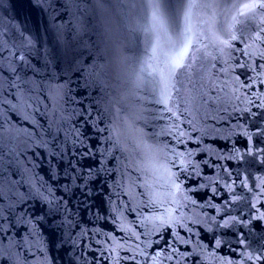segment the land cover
Listing matches in <instances>:
<instances>
[{
	"label": "water",
	"instance_id": "obj_1",
	"mask_svg": "<svg viewBox=\"0 0 264 264\" xmlns=\"http://www.w3.org/2000/svg\"><path fill=\"white\" fill-rule=\"evenodd\" d=\"M245 2L220 0L217 28L227 27L229 9ZM183 7L184 0H160L159 27L153 0H0L4 39L19 43L22 33L35 41L31 49L2 53L17 60L24 54L36 70L17 65L39 85L31 93L35 118L46 128L57 103L66 118L54 158L52 147L17 140L22 155L11 179H30L41 194L20 183L22 202L9 209L8 199L0 200V264H154L161 249V264H264V43L246 47L259 18L237 26L239 39L223 52L207 32L201 37L211 53L205 79L197 81L202 97L176 121L157 103L171 45L163 38L155 53L153 45L182 26ZM3 76L13 78L7 70ZM14 92L0 95L15 102ZM173 96L169 107L179 111ZM0 112L6 140L13 125L32 128L7 102ZM69 129L83 132V143H73L70 133L65 144ZM85 150L89 156H82ZM100 164L107 171H98ZM166 213L179 223L161 228L154 218L168 219ZM168 243L178 249L172 259H166ZM132 255L135 260L126 259Z\"/></svg>",
	"mask_w": 264,
	"mask_h": 264
},
{
	"label": "snow or ice",
	"instance_id": "obj_2",
	"mask_svg": "<svg viewBox=\"0 0 264 264\" xmlns=\"http://www.w3.org/2000/svg\"><path fill=\"white\" fill-rule=\"evenodd\" d=\"M159 2L160 0H153L154 10L152 18L154 25L162 27L163 21L159 10ZM219 3L220 0H184V7L181 11L182 26H177L176 30L172 33H167L166 37H158L153 45L154 53L160 47V40L163 38H166L171 45L170 52L167 55L168 71L167 73H162L158 81L159 99L157 100V103L165 106L164 110L166 112L171 113L169 119L174 117L176 121H179L181 112H188L192 102L196 100L198 96L202 97L201 91L197 88V81H203L205 79L206 74L203 71V65L211 55V53L207 52L208 45L201 43V37H205L206 32V38L212 39L213 47L216 48L217 51L223 52L225 49L234 48L231 42L239 39L236 35L237 26L244 25L246 20H256L259 18L257 30L251 37V44L246 45V47L251 48L252 45H256L257 48H259V44L264 43V27H261V25H264V0H247V2L243 4L233 5V9H229L230 23L227 24V27L220 26L218 29L216 17ZM49 7L55 11L51 3ZM204 17H206V19ZM204 26H206V29ZM73 27L77 35H79L81 28L76 24H74ZM221 31L228 35L229 38L222 39L220 35H218V32ZM34 43L35 41L31 37L24 40L22 33L19 43L16 41L9 43V41L4 39V33L0 32V92L8 88L15 89L13 93L15 102L6 100L5 97L0 95V105L7 102L8 107L12 111L21 113L22 118L32 124L31 129L16 128L13 125L9 128L11 134L7 140L2 133H0V200L8 199L9 203L7 207L9 209H11L14 204L24 200L23 194L16 191V186L20 183H27L31 188L32 194H41L40 188L33 184L30 179H25L24 177H21L20 180L11 179V172L9 170L19 166V156L22 155V153L18 151L19 145L17 140L22 136L26 143L31 142L36 147L45 149L52 147L53 152L50 155L54 158L57 149L56 140L61 135L64 124L66 123V118L59 107V103L53 106V115L48 121L46 128L44 124H41L40 121L35 118V114L39 112V108L33 107L35 99L31 93L34 92L39 85L34 79L27 77L26 71L23 73L18 72L17 65L19 63L23 65L26 70H32L34 73L36 70L32 68L24 54H21L18 60L15 57V53L10 52L9 57H4L2 55L5 48L12 47L20 49L27 47L31 49ZM244 54L249 55V52H245ZM259 54L264 56V50H260ZM213 59H215V57H213ZM45 67L47 68V63ZM240 67L246 66L240 65ZM261 67H264V65H261ZM5 70L12 74V79L3 76ZM202 87L203 84L201 83L200 89H202ZM173 93H175V98L179 101L175 104V109L179 111L174 110L173 107H169L170 102L174 99ZM181 104L185 105L182 110L180 109ZM85 111H88L90 115V110L86 109ZM44 114L46 115L47 113ZM76 115H79V113H76ZM4 123H7V121L4 119L3 113L0 112V129L3 128ZM85 123H88V121H85ZM174 130L178 131V125ZM70 133H74L75 135L73 143H83L81 137L84 136V133L79 129H69L68 132L64 133L65 144L69 140ZM113 134L114 133L110 132V136ZM184 135L185 133L183 131H179L177 136V141L179 143H183L180 138ZM49 137L51 138V143ZM46 155H48V153H46ZM89 155L90 153L87 150L82 153V156L85 157ZM175 155L177 157H183L185 154L176 153ZM188 155H190V153H188ZM180 163L184 164L185 160L181 159ZM187 163L191 162L187 161ZM72 170L74 172L75 168L73 167ZM101 170L107 171L105 165H99L98 171ZM91 171L92 170L89 169V175H91ZM175 177L176 173L170 172V178ZM69 179H71V177H69ZM175 187L177 191H179L180 185L175 184ZM64 188L66 191L71 190L69 185H64ZM14 196L16 199H13ZM153 197L155 199L156 194H153ZM2 207L3 206H0V209H2ZM166 215L168 219H165L164 216H157L154 218L160 222L161 228L174 222L179 223V217H172L171 213H166ZM180 226L186 227V225L182 224ZM133 235H136V233H133ZM171 235L173 240H176L179 233L173 232ZM136 238L139 239V236L136 235ZM177 242L187 243V241L182 239ZM117 247H123V245L117 244ZM166 247L172 249V251L167 254L166 259H172V256L178 252V249L173 247L172 243H168ZM136 248L139 249L141 255H147L139 248V245H137ZM2 254L3 253L0 252V255ZM163 254L164 250L161 249L160 253L153 256L154 264H161L157 257ZM182 255H190V253H184ZM126 259L135 260L136 256L132 255L126 257Z\"/></svg>",
	"mask_w": 264,
	"mask_h": 264
}]
</instances>
